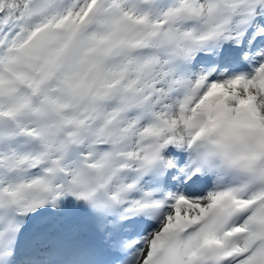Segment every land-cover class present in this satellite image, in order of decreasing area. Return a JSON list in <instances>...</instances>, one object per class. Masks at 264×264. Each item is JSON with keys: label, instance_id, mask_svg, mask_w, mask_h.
<instances>
[{"label": "snow or ice", "instance_id": "6c2138e0", "mask_svg": "<svg viewBox=\"0 0 264 264\" xmlns=\"http://www.w3.org/2000/svg\"><path fill=\"white\" fill-rule=\"evenodd\" d=\"M0 264H264V0H0Z\"/></svg>", "mask_w": 264, "mask_h": 264}]
</instances>
